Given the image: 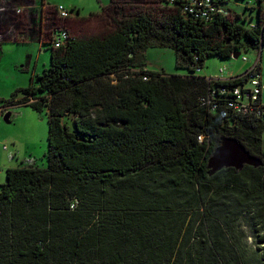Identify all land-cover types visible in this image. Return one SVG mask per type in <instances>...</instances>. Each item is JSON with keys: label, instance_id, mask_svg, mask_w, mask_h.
I'll use <instances>...</instances> for the list:
<instances>
[{"label": "trees", "instance_id": "1", "mask_svg": "<svg viewBox=\"0 0 264 264\" xmlns=\"http://www.w3.org/2000/svg\"><path fill=\"white\" fill-rule=\"evenodd\" d=\"M120 1L104 10L113 31L66 29L61 46L44 43L51 64L35 83L0 99L4 116L29 106L49 125L47 166L10 167L1 184L0 264H264V117L226 104L250 73L196 75L208 57L260 48L264 0H245L258 5L250 25L228 0L211 21L180 1L162 13ZM149 45L173 47L189 74L147 69ZM213 91L215 111L201 101ZM226 137L263 165L209 175Z\"/></svg>", "mask_w": 264, "mask_h": 264}, {"label": "rangeland", "instance_id": "2", "mask_svg": "<svg viewBox=\"0 0 264 264\" xmlns=\"http://www.w3.org/2000/svg\"><path fill=\"white\" fill-rule=\"evenodd\" d=\"M112 0H47L52 5L45 16V29L49 31L50 42L53 34L58 29H67L77 37L103 36L115 29V24L110 14L105 12V8L109 6ZM64 5L71 12V18L60 20L57 18L54 6ZM253 4V3H252ZM247 3L245 0H228L226 8L234 13H239L242 17H246L247 25L257 22L258 10L255 4ZM120 6L124 8L125 13L136 12L138 8L156 9L158 13L167 10L171 6L170 0H121ZM256 8L252 10L251 8ZM96 14V15H92ZM229 17L232 16L229 14ZM23 18L17 23L20 24ZM16 22V19H13ZM246 24V23H245ZM43 25V22L42 24ZM40 26V25H39ZM48 34V33H47ZM242 43L246 44V38L242 39ZM6 51L0 62V97H10L12 92L20 87H27L31 83H35L37 75H41L51 64L52 45L40 43H4ZM40 48L43 51L40 54ZM241 55L235 58H220L217 56L208 57L204 66L196 70V75L205 76L207 78H226L232 75H242L250 70L253 64L258 60L259 53L256 49L241 48ZM32 56V62L27 66L28 55ZM146 68L153 71H164L167 75L189 74L187 68L177 66L176 51L171 46L149 45L145 49ZM243 56L248 58L243 60ZM261 74L264 83V44L260 52ZM226 67V71L220 73V68ZM38 72H36L35 71ZM262 102L264 104V89L262 92ZM30 108V109H26ZM2 108H0L1 110ZM26 110L33 112V120L31 116L23 112L19 106L11 108V122H6L3 112H0V158L8 157L13 151V137L22 145L24 151H32L34 159L37 160L41 167L47 166L45 154L48 150V131L49 125L47 121V111L39 113L29 106H25ZM8 137V138H7ZM19 137V138H18ZM11 139V140H10ZM28 157H32L29 155ZM15 165V164H14ZM16 165H20L17 162ZM1 183L7 180L6 170L2 172ZM1 190V186H0ZM248 247L254 249L257 241L253 237L250 229L246 228Z\"/></svg>", "mask_w": 264, "mask_h": 264}, {"label": "crops", "instance_id": "3", "mask_svg": "<svg viewBox=\"0 0 264 264\" xmlns=\"http://www.w3.org/2000/svg\"><path fill=\"white\" fill-rule=\"evenodd\" d=\"M51 7L53 6L50 5L47 2V0H0V8H2V10H0V34L2 35V37L0 38V62L2 61L3 55L6 51V47L4 46V43L16 42V43L26 44L30 42L32 43L38 42L40 43V47H41L45 42H48L50 34L49 31L46 32L47 31V29H45L46 27L45 28L43 27L45 26L46 11H48V9H50ZM18 8L21 10L20 12L17 11ZM56 16L60 20H66V19H61L58 16V14ZM20 18H23V20L21 21L20 24H18L17 21ZM13 19H16V22H13ZM42 22L43 25H41ZM261 49H262L261 47L259 49H256V52L259 53V58L258 60H256L255 63L260 62ZM42 52L43 51L40 48L39 55H41ZM31 62H32V56L29 54L27 60V66H29ZM235 76L230 73L229 76L226 78H231ZM19 86L20 87H17L15 90L19 88H25V87H21V85ZM1 98L4 97H0V99ZM19 107L21 109L20 112L25 113L26 111V113L31 116V121L35 123V120H33V112L26 110L30 108L25 109V106H19ZM11 117H12V111H11ZM13 138H14L12 140L14 143V146L12 147L13 151H10L11 154L8 155V157L2 156L0 158V174L2 175V172L10 167L19 166L16 165L17 162L20 163V166L33 165V166L41 167L38 164L37 160L34 159L33 157L34 153L32 151H27V152L24 151L22 145L17 140V138L16 137ZM29 155H32V157H28ZM0 180H2V176H0Z\"/></svg>", "mask_w": 264, "mask_h": 264}, {"label": "built area", "instance_id": "4", "mask_svg": "<svg viewBox=\"0 0 264 264\" xmlns=\"http://www.w3.org/2000/svg\"><path fill=\"white\" fill-rule=\"evenodd\" d=\"M177 1L182 2L184 12L195 18H201L207 21L213 20L219 12L225 14L229 13L228 10L223 9V6L220 4L221 0H170L172 5ZM0 10H2V8H0ZM56 10L61 19H66L71 16L70 10L62 4L57 5ZM17 11L20 12L21 10L18 8ZM1 37L2 35L0 34V38ZM68 38L69 32L66 29H58L53 34L52 42L55 47H59L64 44ZM243 60L247 61L248 58L243 56ZM226 69V67H221L220 73L223 74ZM247 73L250 74L246 81L230 89L233 96L227 100L226 104L236 114L245 115L253 113L264 117V108H262V105H264L262 102L264 83L261 71H258L256 63H254ZM225 90L227 89L222 88V91ZM215 95L216 91H213L207 97L201 99V101L204 104H207L212 111L219 108V102L216 101ZM199 138L202 139L203 137L200 136Z\"/></svg>", "mask_w": 264, "mask_h": 264}, {"label": "water", "instance_id": "5", "mask_svg": "<svg viewBox=\"0 0 264 264\" xmlns=\"http://www.w3.org/2000/svg\"><path fill=\"white\" fill-rule=\"evenodd\" d=\"M262 35L261 48L264 44ZM241 52L232 55V58L237 59ZM10 113L4 116L6 122H11ZM245 165L259 167L263 165V161L258 157L252 155L246 147L233 138H224L221 144L214 150L208 160L209 175H214L223 168L233 167L237 171L243 170Z\"/></svg>", "mask_w": 264, "mask_h": 264}, {"label": "flooded vegetation", "instance_id": "6", "mask_svg": "<svg viewBox=\"0 0 264 264\" xmlns=\"http://www.w3.org/2000/svg\"><path fill=\"white\" fill-rule=\"evenodd\" d=\"M42 21H43V20H42ZM43 28H45V26H44Z\"/></svg>", "mask_w": 264, "mask_h": 264}]
</instances>
